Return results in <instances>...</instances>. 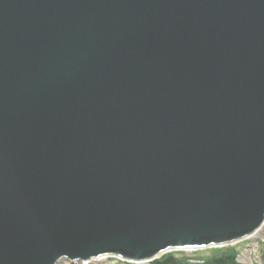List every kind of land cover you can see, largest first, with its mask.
I'll use <instances>...</instances> for the list:
<instances>
[{"label":"water","instance_id":"obj_1","mask_svg":"<svg viewBox=\"0 0 264 264\" xmlns=\"http://www.w3.org/2000/svg\"><path fill=\"white\" fill-rule=\"evenodd\" d=\"M263 222L264 0H0V264Z\"/></svg>","mask_w":264,"mask_h":264},{"label":"trees","instance_id":"obj_2","mask_svg":"<svg viewBox=\"0 0 264 264\" xmlns=\"http://www.w3.org/2000/svg\"><path fill=\"white\" fill-rule=\"evenodd\" d=\"M262 251V260L264 261V250ZM238 257V246L234 244L191 252L170 251L152 260L150 264H243Z\"/></svg>","mask_w":264,"mask_h":264},{"label":"rangeland","instance_id":"obj_3","mask_svg":"<svg viewBox=\"0 0 264 264\" xmlns=\"http://www.w3.org/2000/svg\"><path fill=\"white\" fill-rule=\"evenodd\" d=\"M239 250V261L244 264H263L262 250H264V222L260 229L247 239L237 242ZM57 264H71L66 260H61ZM90 264H119L116 259L106 258L100 261H93ZM136 264V263H130ZM145 264V263H138Z\"/></svg>","mask_w":264,"mask_h":264},{"label":"bare ground","instance_id":"obj_4","mask_svg":"<svg viewBox=\"0 0 264 264\" xmlns=\"http://www.w3.org/2000/svg\"><path fill=\"white\" fill-rule=\"evenodd\" d=\"M209 251V250H208Z\"/></svg>","mask_w":264,"mask_h":264}]
</instances>
